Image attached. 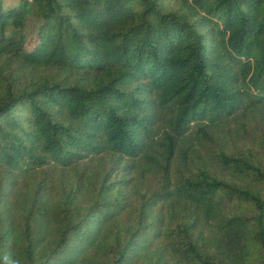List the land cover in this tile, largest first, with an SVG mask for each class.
<instances>
[{
    "label": "trees",
    "instance_id": "1",
    "mask_svg": "<svg viewBox=\"0 0 264 264\" xmlns=\"http://www.w3.org/2000/svg\"><path fill=\"white\" fill-rule=\"evenodd\" d=\"M14 1L0 264H264V0Z\"/></svg>",
    "mask_w": 264,
    "mask_h": 264
},
{
    "label": "rangeland",
    "instance_id": "2",
    "mask_svg": "<svg viewBox=\"0 0 264 264\" xmlns=\"http://www.w3.org/2000/svg\"><path fill=\"white\" fill-rule=\"evenodd\" d=\"M14 0H5V4L6 5H13L14 4ZM38 21L32 17V16H29L27 18V25H28V30L31 34V36L34 35V32H35V28H36V25H37Z\"/></svg>",
    "mask_w": 264,
    "mask_h": 264
}]
</instances>
